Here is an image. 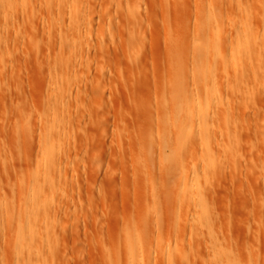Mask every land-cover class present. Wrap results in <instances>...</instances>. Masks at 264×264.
<instances>
[{"label":"rangeland","instance_id":"374dc122","mask_svg":"<svg viewBox=\"0 0 264 264\" xmlns=\"http://www.w3.org/2000/svg\"><path fill=\"white\" fill-rule=\"evenodd\" d=\"M243 1L262 44L218 64L206 134L178 122L185 140L164 144L160 103L171 72L192 70L207 0H0V264H264L263 0ZM235 4L211 0L241 51ZM162 156L176 179H160Z\"/></svg>","mask_w":264,"mask_h":264},{"label":"bare ground","instance_id":"6f19581e","mask_svg":"<svg viewBox=\"0 0 264 264\" xmlns=\"http://www.w3.org/2000/svg\"><path fill=\"white\" fill-rule=\"evenodd\" d=\"M232 2L234 3V0H232ZM259 3L261 4L262 9H263V13H264V0L261 2L259 1ZM206 5H209V6L207 8H199L196 10V12H197L196 13V21H195V24L193 26L195 33H196V41H194L192 44L191 55H190V60L193 63L192 70H191V72H186L185 74L184 73L176 74V73H172L170 71L171 75H169V76H171V77H170L169 81L167 80L168 81L167 84H169L168 87L172 86V90H171L170 94H168V96L166 95L167 98H166V100L162 101L163 102L162 105L160 103V109L158 111H161L162 108L163 109H162L161 114L159 115V118H158L159 119V122H158L159 131H158V134L157 133L156 134L152 133V134H155V136H156L155 140L160 139V141L164 144H171V142L173 141L171 138V134H170L171 129L172 130L175 129V135L177 136V141L179 140V138L182 140H185L184 134L182 132L180 133L179 129L176 127V123H178V122H180V123L186 122L187 123L186 126L184 127L183 131L184 130L186 131V130L192 129V128H198V130L200 129V131H201V136L203 135V132H204V134H206L205 132L207 131V129H205V128L207 125H209V123L211 122V119L214 116L213 115L214 110H215L214 108H216V106H217L219 108V110H217V111L221 112L220 111L221 105L219 107V101H217V99H215V97H217L216 93L218 90L217 89V86H218L217 78L218 77L216 75V72L218 69V64H222V67H224L225 63L227 66H229V63L232 65V63L230 61H232V59L234 60L235 58L241 57V56L245 57L244 59H248L251 57L252 50L255 49L256 46L259 47V45L262 44V43L260 44V42H262V41H260V37L252 29L254 26L251 24V21H250L251 17L249 15V11H247L246 3L243 0H237V4H235V7L237 5V7H238L237 12L240 13V15H241V19H242L241 27L244 29L246 28L245 30L248 33L247 32H241L238 35V41H239L238 44L242 45V47H240L241 51L234 50L233 44H230V46L225 50V48L222 44L223 41L220 39L221 30L219 29L221 27V21H222L221 19L223 17V15H222L223 8L221 9L220 8L221 6L220 7L219 6L216 7L215 5L212 6L211 0H207ZM181 10L182 9H179V10L177 9V12H179V14L183 13L184 17L182 16L183 14L182 15L180 14L179 16H181L182 18L185 19V13L183 10H182L183 12ZM237 15L239 16V14H237ZM263 15L264 14H262V16ZM180 18H179V21H180ZM184 19H181L183 24L182 23L179 24V22H178V25H180L181 27L176 25L177 29L178 28L182 29L184 24L187 26V22ZM262 19H263V21L262 20L261 21H262V24L264 26V18L262 17ZM176 24H177V22H176ZM184 28H186V27L184 26ZM211 29L212 30L214 29V30L211 32ZM175 42H177V41H175ZM174 43H173V45H175ZM177 43H176V48L174 46H173V48L175 50H178V49L182 50L180 41H178ZM179 44H180V46H179ZM243 72H245V71H243ZM189 73H193V74L199 73L198 78H199L200 83L199 82L196 83L195 81L193 83H191ZM237 73L239 74V70ZM238 74H237V79L240 77ZM240 74H242L241 68H240ZM245 75H246V73H245ZM245 75L243 77H245ZM241 79H242V76H241ZM201 91L203 93L201 96H199L198 93H200ZM209 92H211V93L214 92L212 94H214L215 97L212 98L213 99L212 101L209 100ZM161 106H162V108H161ZM221 114H222V116L224 115L225 118L228 119V118H230V115L232 113L230 114L228 111H224L222 113H219L218 116H220ZM215 116H214V118H215ZM149 131H151V130L149 129ZM146 134H148L149 137L152 138L151 133L149 134L146 132ZM146 134H144V135L146 136ZM141 137H143V136H141ZM157 137H159V139ZM145 139H147L148 141H145L144 139L142 140V138L140 140H142V142L145 141L144 144H145V148H146V145H147L146 143L150 142L152 140L147 138V136ZM160 141H159V143H160ZM142 142H141V144H142ZM44 146H45V144H44ZM52 153H53V146L49 143L48 144L46 143L45 148H43V155L45 157H48V156H51ZM144 154L148 155L149 153L147 152V154L146 153H144ZM171 155L167 156L168 157L167 162L169 160H171L168 162V164L170 165V163H171V166H170L171 169H175V168H177L176 163H177V156L178 155L174 152ZM170 156H171V159H169ZM160 157H159V160H160L161 166L158 163L159 160H156V162L158 163L157 166H159V168H161V169L157 168V172H158V175L160 174V179H162V177L163 178L168 177L165 175H167L168 172L171 174L172 171L170 172L171 169L168 170L169 166H167V169H166V167H165L166 163L164 165V161L166 162V157H164V156H162L163 158H160ZM151 160H152V158H151ZM144 161L145 160L143 158V162ZM143 162H142V164H143ZM149 163L150 164L148 166L150 168L149 169L150 173L148 176H149L150 182L149 183H148V181L147 182L145 181V182L148 183V185L151 184V186L149 188H152V182H154L155 179H153L154 176L152 177L153 167L151 164L152 162L150 160H149ZM142 166L144 167V165H142ZM145 166L147 168L146 163H145ZM149 170H148V172H149ZM146 172H147V169H146ZM191 173H192L191 171L184 169V171H183V176H185L184 178L190 177ZM173 175L175 178L176 175L174 173H173ZM173 175L171 174V177H170V175H169V177L172 178ZM170 178H169V180H170ZM146 179H148L147 176H146ZM180 180H181V175H180ZM156 181L158 182L157 178H156ZM164 181H166V180H164ZM157 182H156V184H157ZM146 183H144V185ZM156 184L154 185V187L156 186ZM162 184H163V182H162ZM166 184H168V183H166ZM185 186H186L185 187L186 189H189L192 186V183L189 180H187L185 182ZM149 188H147V189H149ZM166 188L168 189L167 186H166ZM156 191H158L157 188H156ZM152 194H154V193H152ZM155 194L157 195L158 193L156 192ZM156 195H154V196L156 197ZM162 195H163V193H162ZM31 199H32L33 204L35 205L36 199H41V197L38 195V192H33L31 194ZM151 199L153 200V198H151ZM158 200L159 199L156 200V203L158 202ZM157 204L159 205V202ZM153 207L156 208L155 205ZM158 212L159 211L155 212V215H156V213L159 214ZM138 237H140V236H137V238L135 240L136 242H134V244L135 243L137 244V245L135 244V248L139 247L138 245L141 243V240ZM166 246H167V249H170V247H168V244ZM139 248H141V245ZM137 250H138V252H140L139 251L140 249L137 248ZM141 252H142V250H141ZM225 255H227V254H225ZM226 257L228 258V256H225L224 259H226ZM130 258H132V256H130ZM229 258L226 259L225 264H232V262L229 261ZM232 259L233 258H231L230 260H232ZM168 261L171 264L169 257L165 261V263Z\"/></svg>","mask_w":264,"mask_h":264}]
</instances>
